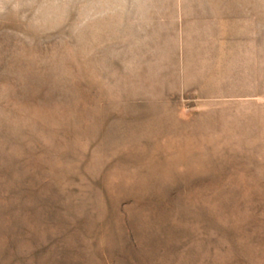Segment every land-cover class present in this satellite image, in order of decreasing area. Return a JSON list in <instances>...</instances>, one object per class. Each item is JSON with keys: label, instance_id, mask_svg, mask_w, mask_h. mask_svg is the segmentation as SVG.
Listing matches in <instances>:
<instances>
[{"label": "rangeland", "instance_id": "1", "mask_svg": "<svg viewBox=\"0 0 264 264\" xmlns=\"http://www.w3.org/2000/svg\"><path fill=\"white\" fill-rule=\"evenodd\" d=\"M0 264H264V0H0Z\"/></svg>", "mask_w": 264, "mask_h": 264}]
</instances>
